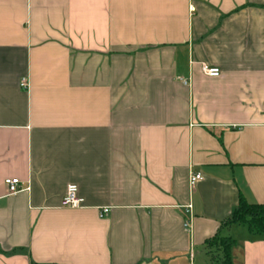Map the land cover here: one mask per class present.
Wrapping results in <instances>:
<instances>
[{"label":"crops","instance_id":"obj_1","mask_svg":"<svg viewBox=\"0 0 264 264\" xmlns=\"http://www.w3.org/2000/svg\"><path fill=\"white\" fill-rule=\"evenodd\" d=\"M240 196L264 204V0H0V264H212Z\"/></svg>","mask_w":264,"mask_h":264},{"label":"trees","instance_id":"obj_2","mask_svg":"<svg viewBox=\"0 0 264 264\" xmlns=\"http://www.w3.org/2000/svg\"><path fill=\"white\" fill-rule=\"evenodd\" d=\"M233 224L246 226L252 234H264V204L249 203L240 196L231 216L222 222L213 237L205 241L206 248L213 253L212 264H232L231 249L236 241L225 236L222 230Z\"/></svg>","mask_w":264,"mask_h":264},{"label":"built area","instance_id":"obj_3","mask_svg":"<svg viewBox=\"0 0 264 264\" xmlns=\"http://www.w3.org/2000/svg\"><path fill=\"white\" fill-rule=\"evenodd\" d=\"M191 10H194V7L191 6ZM201 71L204 75L209 77H219L221 75V70L219 67L211 66L208 63H200ZM21 86L27 88V79L23 78L21 81ZM203 178L202 173H192L190 176V184L195 185L196 182ZM5 184L8 187L9 194L18 193L21 188V183L18 178H7L5 179ZM62 204L65 207L76 208L81 205V198L78 196V186L76 184H70L67 187L66 193L62 199ZM100 217H105L110 212V207H102L100 209ZM186 228L189 226V223L185 225Z\"/></svg>","mask_w":264,"mask_h":264}]
</instances>
